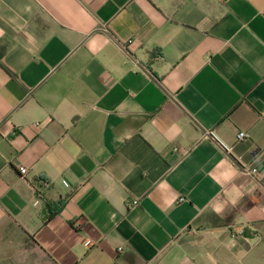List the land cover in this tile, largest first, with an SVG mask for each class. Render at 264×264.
<instances>
[{
    "label": "crops",
    "instance_id": "1",
    "mask_svg": "<svg viewBox=\"0 0 264 264\" xmlns=\"http://www.w3.org/2000/svg\"><path fill=\"white\" fill-rule=\"evenodd\" d=\"M0 264H264V0H0Z\"/></svg>",
    "mask_w": 264,
    "mask_h": 264
},
{
    "label": "built area",
    "instance_id": "2",
    "mask_svg": "<svg viewBox=\"0 0 264 264\" xmlns=\"http://www.w3.org/2000/svg\"><path fill=\"white\" fill-rule=\"evenodd\" d=\"M129 42H131V41H129ZM246 138H248V135L245 132L240 131L238 133V140H244ZM20 170L22 172L26 171L24 167L20 168ZM244 172H246L248 175L252 176L253 178H257L258 177V170L255 167L244 168ZM127 205H128V207L138 205V200H136V199L130 200V201H128ZM120 251H122V249H120Z\"/></svg>",
    "mask_w": 264,
    "mask_h": 264
},
{
    "label": "trees",
    "instance_id": "3",
    "mask_svg": "<svg viewBox=\"0 0 264 264\" xmlns=\"http://www.w3.org/2000/svg\"><path fill=\"white\" fill-rule=\"evenodd\" d=\"M61 202H59V204H60ZM46 208H47V211H48V213H49V216L48 217H50V215H52L54 212L52 211V203L51 202H48L47 203V205H46Z\"/></svg>",
    "mask_w": 264,
    "mask_h": 264
}]
</instances>
